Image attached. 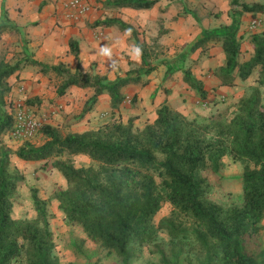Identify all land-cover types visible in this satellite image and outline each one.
Returning a JSON list of instances; mask_svg holds the SVG:
<instances>
[{
    "label": "trees",
    "instance_id": "obj_1",
    "mask_svg": "<svg viewBox=\"0 0 264 264\" xmlns=\"http://www.w3.org/2000/svg\"><path fill=\"white\" fill-rule=\"evenodd\" d=\"M157 1L106 0L105 6L150 9ZM231 1L233 6L241 7L231 10V23L203 30L185 45L179 64L174 66V70H182L184 81L201 98L208 96L205 83L185 66V61L191 53L206 49L211 41L221 42L226 55L225 64L215 71L221 85L232 86L237 77L245 80L258 67L259 81L264 84V32L252 34L253 53L243 62L239 37L240 14H264V3ZM1 9V14L10 20L5 4ZM91 25H117L136 33L134 25L118 16L98 19ZM8 28V22L0 23V37ZM136 44L142 52L141 64L115 79L80 69L73 72L65 62L51 65L34 58L16 62L0 58V264L18 260L23 264H60L49 199L40 196L34 187L36 216H13L18 187L26 179L25 173L12 164L14 155L26 161L52 160V167L67 180V187L57 188L52 195L67 221L81 226L87 238L109 254L114 253L124 264H131L138 255L137 248L154 242L162 230L171 236L174 249L183 239L193 237L203 249L207 264H264V242L260 236L264 220V104L259 86L240 99L238 110L230 119L223 113L204 120L190 119L164 102L157 109V118L142 128L136 127L133 118L68 133L45 123L40 130L42 143L26 140L16 149L8 144L6 138L15 121L9 78L24 64L38 65L43 73L56 72L62 78L60 95L74 85L91 88L93 93L85 103L84 113L104 93L109 94L115 111L126 100L125 86L147 84L145 76L156 69L148 59L147 46L138 38ZM70 50L79 57L76 39H70ZM76 155H88L93 163L77 166L73 160ZM226 156L247 163L242 175V205L227 206L209 196L211 182L204 172H220ZM165 202L173 205L174 213L156 224L155 216ZM182 213L187 220L178 221L176 214ZM84 242L85 239L74 245L82 255ZM162 262L181 264L182 253L174 251L171 262L162 252Z\"/></svg>",
    "mask_w": 264,
    "mask_h": 264
},
{
    "label": "rangeland",
    "instance_id": "obj_2",
    "mask_svg": "<svg viewBox=\"0 0 264 264\" xmlns=\"http://www.w3.org/2000/svg\"><path fill=\"white\" fill-rule=\"evenodd\" d=\"M50 1L53 0H48ZM239 1L248 4L264 3V0ZM163 2L161 8L154 7L153 11H144L138 16L127 13L130 19L135 20V35L127 29L116 36L112 32L110 37L113 36L117 44L128 43V47L120 52L119 48L112 51L108 44H104L102 51L108 53L102 59L91 62L88 70L91 74H106L110 79L124 76L129 69L138 67L142 62L140 53H136V38H138L147 46L148 59L156 65V69L149 76H145V80H148L147 84L125 86L126 100L130 103L123 102L120 109L99 112L94 117L87 118L88 112L84 113L86 101L84 95H81L83 96L81 100L74 102L67 100L66 96L58 93L62 78L54 71L43 73L40 66L32 64L28 67V77L12 75L14 82L9 100L14 106L17 102H22L34 107L36 114L43 116L44 120H47L46 123L58 126L64 133L98 128L103 123L115 119L128 122L130 118L134 119L137 128H142L149 123V120L152 121L157 113L158 104L161 102L159 90L162 92L160 96L170 106L180 110L190 119L196 120H204L217 113H223L226 119H230L237 112L240 99L248 96L256 86L261 90L264 104V84L259 81L261 78L259 67L245 80L237 77L234 85H221L215 71L225 64L226 55L219 41H211L206 49H198L186 56L185 66L191 68L193 73L205 83L208 90L206 98H201L189 87L183 79L182 70H174V66L179 64V56L186 44L205 29L231 23V10L233 8L240 10L241 7L233 6L231 0H163ZM54 6L57 7L56 4ZM116 12L118 11L106 8L103 10V16H115ZM7 16L10 19L8 14ZM239 17V37L243 45L240 61L243 62L253 53L250 42L252 34L264 32V14L242 12ZM7 20L2 14L0 15V23H9L8 30L0 37V58L6 57L12 62L23 61L26 58L29 60L34 53L30 51V43L33 40L29 37L27 28L19 29L11 20ZM47 22L50 23V20L47 19ZM53 26L58 27L60 23L56 21ZM46 36L40 35L35 39L38 48L43 47ZM57 41H60L61 46L66 43L65 40L64 43L62 42L60 36L57 37ZM170 64H173L172 67H169ZM142 87L147 92L145 102L142 100L143 97L141 99L140 93H134L143 89ZM6 140L14 149L22 143L11 136ZM33 141L42 143L44 136L40 133ZM73 160L77 166L93 163L88 155H76ZM224 161V167L220 172L215 174L204 172L211 182L209 196L227 206L242 205L244 201L242 175L247 163L232 156H226ZM51 162L52 160L24 161L13 156V166L26 175L25 181L18 187L13 216L16 218L36 216L32 198V189L36 187L40 196L49 199L51 228L55 235V250L60 264H124L114 253L109 254L107 250L87 238L81 226L67 221L64 212L59 208V201L52 197L57 188L67 187V180L59 170L52 167ZM173 213V205L165 202L155 216V223L158 224L162 218L172 216ZM176 217L178 221L187 220L183 213L176 214ZM260 236L264 242V220ZM84 239L82 246L84 255H82L76 251L74 245L82 244ZM179 244V248H172L171 236L166 230H162L154 242L137 248L138 255L131 264H165L162 262V252H165L172 262L174 251L182 253L181 264H207L203 249L193 237L183 239ZM13 264H23V262L18 260Z\"/></svg>",
    "mask_w": 264,
    "mask_h": 264
},
{
    "label": "crops",
    "instance_id": "obj_3",
    "mask_svg": "<svg viewBox=\"0 0 264 264\" xmlns=\"http://www.w3.org/2000/svg\"><path fill=\"white\" fill-rule=\"evenodd\" d=\"M45 0H0V15H1V6L5 4V8L8 12L10 20L18 26L19 29L22 27L27 28V33L29 37L33 40L30 43V51L34 53L32 58L38 59L47 64H59L60 62H65L67 66L75 72L80 69L84 72H89L91 62L94 60H100L104 55L108 52H103L102 47L104 44H108L111 47L112 51L116 48H119L120 52L123 49L128 47V43L118 44L113 40V36L110 37L114 33V35H118L120 32L125 31L118 28L117 25L109 26V27H93L91 24L98 19L106 18L103 16V10L108 9L105 6L106 0H95V7L92 11L87 14L86 18L76 19L67 16L60 8V5H55L54 2H44ZM163 0H158L157 3L150 9H135L131 7H121V8H109L116 12L115 16L120 17L122 20L134 25V21L127 16V13H131L133 15L138 16L142 14L144 11L151 10L153 11L154 7L159 9L163 5ZM56 7V8H55ZM104 8V9H102ZM110 15L108 17H112ZM47 19L50 20V23L47 22ZM128 20H131L130 22ZM58 21L60 26L55 27L53 24ZM155 21V20H154ZM229 24V23H226ZM117 27V28H112ZM113 32V33H112ZM40 35H47L45 39V44L43 47L38 48L37 41L35 40ZM198 35V34H197ZM196 35V36H197ZM60 36L62 42L66 43L60 45V41H57V37ZM195 36V37H196ZM194 37V38H195ZM76 39L79 44L80 54L77 58L70 50V39ZM193 38V39H194ZM192 39V40H193ZM65 40V41H64ZM191 40V41H192ZM114 41V42H113ZM190 41V42H191ZM37 42V43H36ZM137 46V45H136ZM136 48V53L141 55V50ZM137 56V55H136ZM77 61V62H76ZM29 64H24L22 69L16 72L17 77H28L29 74ZM10 83L12 84L13 90V82L14 77L11 76L9 78ZM31 82V81H27ZM143 89L134 91V93H140L141 99L144 102L147 99V92L144 87ZM155 90V89H154ZM92 91V92H90ZM89 93V94H88ZM91 93V94H90ZM93 90L91 88H82L76 85L68 88L64 96H66L67 100L74 102L75 100H81L84 95L86 101L92 95ZM161 90L158 91L160 97V103L158 107L167 102L163 99L161 95ZM85 101V103H86ZM124 103H130L129 100H125ZM168 103V102H167ZM112 107L110 104V96L108 93H104L99 96L97 103L93 106V108L88 112L87 118L94 117V115L99 112H108L111 111ZM157 112V111H156ZM157 118V113L153 116V120H149L148 122H153ZM16 159L23 160L16 156ZM26 161V160H24Z\"/></svg>",
    "mask_w": 264,
    "mask_h": 264
},
{
    "label": "built area",
    "instance_id": "obj_4",
    "mask_svg": "<svg viewBox=\"0 0 264 264\" xmlns=\"http://www.w3.org/2000/svg\"><path fill=\"white\" fill-rule=\"evenodd\" d=\"M95 0H53L60 5L61 10L69 17L81 19L89 14ZM14 126L10 136L18 141L33 140L46 123L43 116L36 114V109L27 103L17 102L14 106Z\"/></svg>",
    "mask_w": 264,
    "mask_h": 264
}]
</instances>
